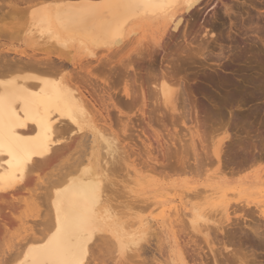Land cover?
<instances>
[{
  "label": "rangeland",
  "instance_id": "obj_1",
  "mask_svg": "<svg viewBox=\"0 0 264 264\" xmlns=\"http://www.w3.org/2000/svg\"><path fill=\"white\" fill-rule=\"evenodd\" d=\"M263 1L264 0H203V2L198 4L199 6L197 5L198 7L196 6L195 9L191 8L189 10L190 12L179 11L178 14L180 17L178 16V18H176L178 20L175 19L170 25H165L164 22L152 23V21L143 24L134 32L135 34L133 33L132 35H128L125 38L126 41L129 39L127 42L124 39L123 41L125 43L122 41L123 43L122 45L120 44L121 46L115 47L111 51L112 53H109V51L105 53L107 55L102 54L103 59H101L105 62V64H101L103 62L102 60H100L99 63L96 60H90V62L87 61L89 59L75 55V59L78 60V62L67 67L69 70L74 68L75 72L82 71L84 76L90 79L88 80L81 73H78L80 78L77 80L81 79L78 81V83L82 82L80 83L81 88L84 87L83 82L86 79L88 81L86 80L87 83H85L90 84L85 85V94L91 95V93L95 92V94H93L94 96L92 95L91 98L93 97V99H96L98 97L96 103L95 101H92L94 105L93 108H95L99 113L96 114L98 116L101 115L103 119L105 118V122L103 119H101V121H99L100 119H96L94 120V123L98 127H101L102 125L103 127L106 126V129H108H104L105 133H108V130L109 132L112 131L108 133V135L114 134L117 136V139L115 138V143L119 146L117 147L122 148L123 150L119 149L121 151H126L123 153V156L124 154L125 157L128 156L126 157V160L123 159V157L116 158V162H113L110 165V167H114H111L112 171L109 169L108 174L111 180L110 182L106 181V183H109L108 185L111 187L112 194H115L113 197L123 201L129 200V196H131V201H133L132 199L134 198V200L138 201V205H140L139 203L142 201L143 204H145V201H147V203L150 201L153 203L155 200H162L164 202V204L161 206L158 204L155 205L148 203L151 204L149 205L150 207H148V209L145 208L146 210H141L143 217L146 215H149L150 218L157 216L159 217L160 215L158 214L163 208H166V214L170 213L173 211L172 208L175 205H178L180 197L186 195L184 194L186 192L187 194L191 195L188 197H191L190 199L192 202L197 201L199 197L195 198L194 195L192 196V194L195 193L197 189L204 188L207 183H214L218 180V178L211 176L213 174L212 171L215 169V164L211 165L209 163L210 161H208L214 159L212 155L213 148L215 150L221 145L222 153L220 152V155L222 154L221 156L225 160L222 162L223 160L221 157V164H223L221 168L224 167L226 169L223 171L221 177L224 179L223 181L226 182L219 184L222 187L224 186V188L236 186V184H238L240 180L243 179L245 174L252 172V168H249L238 173L236 172V168H238L240 162L237 161L238 166H236V164L233 165L234 160H238V158L241 160L240 165L250 162L252 159L250 160L247 157V160L250 161H247L246 159H244L246 161H243L241 159L243 157H238L232 161V158L230 159V156H227L231 155L234 151L236 152L235 147L238 146V142L239 144L241 142L243 143H241L242 146L240 145L242 148H251L250 152L248 149V151L246 149L245 151L244 149H239L241 148L240 146L237 147L239 152L240 150L248 152L249 158H254L252 155V153L254 154V151L256 155L258 154V157L255 156L254 159L259 158L260 152V155L264 156V149H262L264 148ZM200 4L202 5L200 6ZM24 6L25 4L20 2V0H0V57L2 54L16 56V53L12 51L14 48L18 50L26 49L27 52L33 54L38 52L36 55H41V53H43L41 52L42 45H40V43H32L26 46L18 45L23 35L22 31L24 29L25 22L24 16L22 18V11H20V9ZM19 7L20 9H18ZM8 48L10 50H8ZM75 72L72 73L75 74ZM78 74L77 77H79ZM85 74H88V76ZM163 74L169 77L170 80H173L175 86L176 84H179V89H182L184 92L183 94L180 92L181 90L178 89L179 94H177V99L181 100L176 101L178 111L172 116L171 112H169L167 109L165 110L164 107H155L157 103H154V97H151L153 94L150 95L153 90V82L155 80L154 78H157ZM81 76L83 77V80ZM84 78L86 79L84 80ZM87 88L88 90H86ZM86 91L90 92L87 93ZM126 91H128V95L125 94ZM97 93L100 95L98 96ZM90 95H87V97L89 98ZM179 95L182 96L179 97ZM100 96L102 97L99 100ZM91 98L89 99L91 100ZM105 98L106 100L104 101ZM101 100L104 102H100ZM97 101H99V104H105L107 102L109 105L106 104V106H97ZM182 101H184L187 105H185ZM110 103L112 104V107L110 106ZM182 103L187 106L186 108H188L186 109L188 111L187 117L180 116V111H182ZM101 106H104V110L102 111L100 110ZM107 106H109V108L105 109ZM95 109H93V114H95ZM108 109L109 112L105 111ZM164 111H167V113L169 112V115ZM163 112L166 115L163 114ZM96 114L94 119L95 117L100 118L97 117ZM144 130L147 131L145 132ZM159 133H162L161 136ZM63 134L64 137L67 136L69 138V136L72 135V132L66 133L65 131ZM88 135L89 134L87 133L84 136L85 138L81 137V141L84 143H80V146L82 145V147L78 146V148L82 149L85 143L86 145L89 144L91 138ZM167 136L168 138L170 137L169 139L171 140H167ZM232 136L233 138H229ZM165 137L167 139H165ZM66 138L63 140L65 142H71L69 143L71 148L73 145H75V142L79 140V137L76 136V133L72 135L71 139ZM82 139L86 140L83 141ZM260 139L263 141V143ZM160 140L163 145L161 144ZM235 140L236 143H233ZM151 141L153 143H151ZM252 141L254 147L257 145L258 148L260 146V149L257 147L256 149L251 147L252 145L249 144L252 143ZM156 142H159V144ZM167 142H169L170 145ZM229 142H232L234 145L229 144ZM246 142L249 144L247 145ZM254 142L256 144H254ZM257 142H259V146ZM244 143L247 146H244ZM260 143L262 144L260 145ZM101 144L102 143L100 141H98L96 144L99 150L101 149ZM150 144H152L153 147H151ZM126 145L127 147H125ZM193 146H195L196 149H194L195 147ZM229 147V150L233 149L230 151L231 154H229L228 151ZM204 148H207L206 151L208 152V149H210L211 153L209 156L211 155L213 158L211 156L210 158L208 155H206V158L207 156L209 157L208 159L203 157L205 154ZM103 149L104 147L102 150H100V153L105 151V149ZM201 149H203L202 151L204 152L200 151ZM194 150H197V152ZM129 151L133 153H130ZM148 151L150 153H147ZM198 151L200 153L202 152V154L199 155L200 159L202 157V159H205L204 161L208 163V165H206V163L204 165V161L202 163V159L198 160L201 162V164H203V166H201L206 170H202V167L199 166V162L195 160L196 158L194 156L196 155L195 153H199ZM144 152H146V154ZM162 152L163 154H166L162 156ZM67 153H65V155ZM102 154L105 156V159H111L107 155H104V153ZM118 154L119 152L115 153L116 156ZM225 156L228 159L225 158ZM261 156L260 159L262 161H260V159H258L259 161L256 159V161L257 163H260V165H264V158ZM139 157L142 159H139ZM153 157L155 158L153 159ZM163 157H168V160H165ZM57 159L59 160V158H56V160L54 158L47 160L45 164H40L38 167L36 166L34 168L35 170L33 169L31 175H29L30 181H28V183L25 184L22 189H19L18 192L13 193V195H11L12 193L8 195L5 194L0 198V236L2 235L0 237V257H3V255L7 254L9 250L10 254H12L11 252L15 251L13 250V247L16 249L15 247H18L17 242H19L22 237H25V235H28L25 237L27 239L32 233L35 232L32 235L37 234L36 230L40 224V222L38 224V221L40 218H42V213H39V210H41V208H45L43 204L46 198L43 195L45 193V189L43 190L42 186L45 185L44 182L46 179H49L46 174L51 175L52 177V175L56 172L53 168L58 162ZM197 159L199 158L197 157ZM236 160L235 163H237ZM228 161L229 163L232 162V164H229ZM158 162L160 165L163 163L166 165L163 164L160 166ZM196 162L199 165L196 164ZM185 163L190 165H186ZM145 164H148L147 167ZM195 164L200 167L201 171L196 170L194 167ZM143 165H145V167ZM153 165H155V168ZM183 165L186 167L184 168L185 172H183L184 170H178L180 172L179 173L177 169H183ZM156 166L161 167L162 169L160 170V168ZM171 166H174L175 169L173 168V170ZM176 166L181 167L176 168ZM134 167L140 168V170L143 171L141 173L142 175H146L148 172L147 176L145 178L142 176L134 178L132 174ZM141 167L143 168L141 169ZM151 167L156 170V172L154 171L155 173L151 172V170L149 171L148 168ZM230 167L232 168V173L230 171ZM57 168L58 167H56V169ZM115 169L117 172H115ZM146 169H148V171ZM233 169L236 174L234 173ZM195 170L196 172L198 171V173L194 172ZM204 170L207 172H204ZM124 174H126L125 176L127 178H125ZM259 181L263 184L257 185L259 187L258 189L251 187L249 192L241 193L237 200L233 197L231 198L230 191H227L229 193L228 202L229 204H232V207L229 206L228 208V213L231 212L229 213L230 219L222 224V227H224H221V230L219 231L210 228L207 230L206 234L203 233L205 231L203 228L205 226L203 221H200L201 227L198 230H192L191 228L188 229L189 227L186 223L185 225L187 226L180 222L172 223L171 227H173L176 231L179 230L180 232H175L169 224L162 225V236L164 238L162 244L165 245L163 247L164 250H166V252L174 251L178 245H182L179 246L181 248L184 246V251L188 250V253L186 252L185 255L187 254L186 257L188 256V260L190 257V264H214L213 259H216L218 264H264V218L260 216L258 209V206H262L264 209V175L261 176ZM115 188L116 190H114ZM112 189L114 191H112ZM132 189L134 190L132 191ZM40 191H42V194ZM122 194L127 197H123ZM118 195L119 197H116ZM39 196L44 197L39 198ZM238 201H243L244 206L242 203H238ZM41 203L43 207L41 206ZM147 203L145 205H147ZM188 205L189 204L186 205L185 210L187 211L188 209V214H190V211L192 212V206L189 205L191 206L189 208ZM240 205H242L241 208H239ZM140 206L141 208H139ZM140 206L138 208L142 209L143 206ZM234 207L235 211L233 209ZM236 207H238V209H236ZM204 208L205 212H208L210 215H212L211 213H217L214 212L216 206L211 208L206 205ZM248 210L253 211L249 213ZM172 215L173 212L171 213V217ZM210 215H207L206 217ZM220 216L221 215L218 214L214 218L217 219ZM250 218L253 219L254 222L260 223L259 231L260 234H263V239H261L262 236L258 237L256 234L254 236L252 233L253 231L250 230V225H253V220ZM261 220H263L262 224ZM152 221L153 220L151 219L150 222ZM230 221L232 224L229 223ZM174 224L176 225L174 226ZM176 226H180V228L184 226L185 227L184 230L183 228L180 230L178 227L176 228ZM41 227L42 225L39 226L40 229ZM152 227L154 228L155 225ZM34 228L36 230H34ZM212 228L214 227L212 226ZM155 229L156 228H154V231L152 229V231L150 230L151 232L149 231L150 236L148 234L147 238L150 240L147 243L150 244H147L146 242L145 244L143 243V246H145V248H143L146 251L141 250L140 252L143 254L141 253L140 256L134 255V258L132 259L131 256L133 257V255H130V258H128V254H130V252H126L128 254L125 255H117V251L111 250L113 245L108 247L109 245H106V240V242L103 240L105 243L102 244V240L99 241V236H97L98 239L97 237L96 239L98 242L95 241L96 239L94 240L95 243L94 241L92 242L94 244L91 246V254H89V256L87 255L88 260H90L88 261L86 259V261L89 264H169L167 262L165 263L163 260L166 259V254L162 255V252H166L162 251L163 248L161 245H159V247L162 249H157L158 242H155L156 238L153 236L156 233L155 231H157V229ZM2 230L5 232L2 233ZM28 232H31V234ZM6 233L7 237H5ZM151 233L153 235H151ZM106 234L107 233L104 235ZM101 235L102 237L100 236V239H105L106 237L108 238V236L106 235L105 237L103 233ZM183 236L186 238V240L183 238ZM23 240L24 239H22V242L25 241ZM108 240L110 241V239ZM175 240L179 243H177ZM20 243L21 241L19 242V245ZM98 243L101 245H98ZM107 243L110 244V242ZM154 245L157 246L154 247ZM211 249H213V252H211ZM1 250L4 251L3 255H1ZM158 250H161L162 252H158ZM133 253L131 252V254ZM10 254L8 253V255ZM114 255L115 257H120V259L117 257L115 259ZM6 256L7 255H5V257ZM91 256H93V258H91ZM123 256H127L129 260ZM191 257H194L193 261Z\"/></svg>",
  "mask_w": 264,
  "mask_h": 264
},
{
  "label": "bare ground",
  "instance_id": "obj_2",
  "mask_svg": "<svg viewBox=\"0 0 264 264\" xmlns=\"http://www.w3.org/2000/svg\"><path fill=\"white\" fill-rule=\"evenodd\" d=\"M200 1L201 0H20V2L25 4V6L21 9L20 7L18 8L20 9V11H22L21 15L22 18L24 16L25 22L24 29L22 31L23 35L18 45L26 46L32 43H40V45H42L41 52L43 53H41V55H36L38 54V52H34L36 54H33L27 52L26 49L18 50L14 48L12 49V51L16 53V56L9 55V57L6 54H2V56L0 57V198L5 194L8 195L12 193L11 195H13V193H16L19 189H22L25 184L30 181L29 175H31V172L36 166L38 167V165L40 164H45L47 160H51L54 158L55 160L56 158H59V160L57 159L58 162L53 168L56 172H52L54 173L52 177L51 175L46 174L49 179H46V181L44 182L46 186H42V189H45V193L43 195L46 198L45 202L43 203L45 208H41V210L43 211L39 210V213H42V218H40L41 220L39 219L38 221V224L40 222L39 226L42 225L41 229L39 228V226L37 230L34 228V230L37 231L36 235H32L35 233L34 231H32L34 232L32 234L31 232H28L29 234H31V236L29 235L30 237H28L27 239L25 237L28 235L22 237V239H24L25 241L23 240L24 242H22L21 239L20 245V241L17 242L18 244L15 242L18 247H15L16 249H14L13 247V250L15 251H12V254H10L9 250L8 253L10 255H8L7 253L5 254L7 255L5 257V255H3L4 251L1 250V255H3V257H0V264H87L88 262L86 261V259L88 260L87 257L89 256V254H91V246L95 243V241L98 242V240H102V244H104L106 241L110 242V244L106 242V245L108 244V247H111L113 245L111 247V250L117 251V255H125L128 254L126 252H130V254H128V258H130V255H133V257L131 256V258L133 259L134 255L140 256L142 253L140 251L145 250V246H143V243L145 244V242H149L150 239L148 240L147 235L152 230L154 231V228H156L157 231H155L156 233L153 232L155 233V235H153L152 233L151 235L156 238L155 242H158V246L154 245V247L157 246L158 248H156L159 249L165 246L164 244H162L164 238L162 236L161 228V226L165 224H169L171 227L172 223L175 222H180L183 225H185L186 223L189 227L188 229L191 228L192 230H198L201 227L200 221H203V224H205V226L203 227L205 231L202 230L204 231L203 233L206 234L207 230L210 228L216 231L221 230L222 224L230 219L229 213H231H228V208L232 204H229L228 202L229 193L227 191H230L231 198L233 197L237 200L238 196L241 193L249 192V189L251 187L258 189L259 187L257 185L263 184L259 180L261 179V176L264 175V165H260V163H257V158L254 159L255 156L258 157V154L256 155L255 151V155L252 153L254 158L252 157V155V158H249L248 152H245L248 148H242V142L240 144L238 142L237 145H241V148L239 149H246L245 151L240 150L239 152V150H237L238 146L236 145V152L234 151L235 153L233 152V155L230 153V151H232L233 149L229 150L230 147L228 148L229 154H231L232 157L231 155L227 156H230L229 158H232V161L238 157H243L241 158L243 161H246L247 157L250 160L252 159L253 161L247 160L250 162L244 163L243 165H240L241 160H239V158L238 160L235 159L236 162H240L239 166L237 165L238 162L235 163V160L233 162V165L236 164V166H238V168L235 167L237 169L236 172L239 173L240 171L242 172V170L249 168H252V172L245 174L243 176V179H241L240 182L236 184V186H228L229 188H224V186L222 187L219 183L226 182L223 181L224 179L221 177L223 171L226 169L224 167V169L221 168V166L223 165L221 164V161L223 160L222 162H224L225 160L221 156L222 154L220 155V152L222 153L221 145L215 150L213 148L212 155L214 159L208 161H210L209 163L211 165L215 164V169L212 171L213 174L211 176L218 178V180L214 183H207L202 189H197L195 193L192 194V196L194 195L195 198L199 197V199L195 202H192L190 199L191 197H188L190 194H187V192L184 193L186 195L180 197L178 205H175L172 208L173 211H169L170 213L166 214V208H163L158 214L160 215L159 217L157 216L150 218L149 215L143 217L141 210H146L145 208L148 209V207H150L149 205L151 204H158L159 206H161L164 204L162 200H155V202L152 201L153 203H151V201L148 202L151 204H148L147 201H145V204L147 203V205L143 204V201H140L141 203L139 204L143 207L142 209H139L141 208V206L138 205V201L134 200V198L132 199L133 201H131V196H129L130 201H120L113 197L115 194H112L111 187L110 185H108L109 183H106V181L110 182L111 180L108 174L109 169L111 170L114 167L111 166V168L110 165L113 162H116V158L123 157V159L126 160V157L128 156L125 157V154L123 156V153L126 151H121L123 149L118 148L119 146L116 145L115 138L117 139V136L114 134L108 135V133L112 131L109 132L108 130V133H105L104 131L108 129H106V126L103 127L102 125L101 128L94 123V120L100 119L99 121H101V119L103 118L101 117V115L98 116V111L93 108L94 105L92 101H95L96 103V100H98V97L96 99H93V97L91 98V96L95 94V92L91 93V95L87 94L90 95L89 98H91V100L85 94V85H90L86 84L90 79L84 76V73H82V71L75 72L74 68H72L73 71L70 69L73 73H81L88 79L87 80L86 78H84V80L86 79L87 81L85 80L83 82L84 87L82 86L83 88H81L80 83L82 82L78 83V81L81 79L77 80L78 78H80V75L78 74L79 77H77V74H73L69 70V68L67 69V67L78 62V60L75 59V55H78L79 57H83L85 59H89L87 61L96 60L99 63V61L103 59L102 54H105L109 51V53H112L111 51L115 47L121 46L124 42L123 40L128 35H132L143 24L152 21V23L164 22L165 25H170L171 22H174V20L178 18L179 11L187 12L191 8L195 9L199 3L203 2V0L201 2ZM201 5L202 4H200V6ZM8 50L10 49L8 48ZM103 62L101 64H105V62ZM88 74L85 75L88 76ZM81 78L83 80L82 76ZM154 79L153 90L152 92L150 90V95L153 94L151 97H154V103H157L155 107H164L165 110L167 109L169 112H171L172 116L175 112L178 111L176 101L181 100L177 99V94H179V90H181L180 92H182L183 94L184 92L182 91V89H179V84H176L175 86L173 80H170L169 77L165 76L164 74ZM86 90H88V88ZM125 94L128 95V91H126ZM97 95L99 96L100 94L97 93ZM102 96H100L99 100ZM180 96L182 95H179V97ZM105 100L106 98L104 99V101ZM97 102V106H106V104H108L107 102L105 104H99V101ZM100 102H102V100ZM184 104L182 103V111H180V116L187 117L188 111L186 109L188 108H186L187 106H185L187 104ZM104 106H101V111L104 110ZM110 106L112 107L111 103ZM107 108H109V106H107L105 109ZM93 109L96 110L94 111V113H97V117L100 118L95 117L94 119L95 114H93ZM105 111L109 112V109ZM164 112L163 114L167 113V111L165 113ZM65 131L66 133L72 132V135L76 133V136L79 137V140L75 142V145H73L72 148L69 145V143L71 142L64 141L67 137H64L63 132L65 133ZM144 131L146 132L147 130ZM87 133L91 138L89 144L86 145L85 143L86 146L84 145L82 149L78 148V146L82 147V145L80 146V143H84L81 141V137H84ZM72 135L69 136L70 139ZM167 138L165 137V139ZM169 138L167 140H171ZM229 138H233V136ZM98 141L102 143L100 146V150H102V148L104 147V152L100 153V150L96 145ZM259 142H257V144ZM151 143L153 142L151 141ZM167 143L169 144V142ZM233 143H236V140ZM262 143H260V145ZM157 144H159V142ZM229 144H232V142H229ZM248 144L249 143H247V145ZM254 144L256 143L254 142ZM150 145L151 147H153L152 144ZM245 145L246 144L244 143V146ZM249 145H252L251 147H254L253 141ZM255 146L257 147V145ZM125 147H127V145ZM256 147H254V149H256ZM194 149H196V147ZM206 149L205 152L202 151L203 149H201L200 151L204 152L205 156L203 155V157H205V159H208L211 156H209L211 152L210 149H208L209 152L206 151ZM258 149H260V146ZM248 150L250 151L251 148ZM194 151L197 152V150ZM116 152H119L117 156L115 155ZM202 152L195 153L196 155H198L194 156L196 158V161L202 159V157L201 159L199 157ZM65 153L67 154L65 155ZM102 153H104V155H107L111 159H109L108 157L107 158L109 160L105 159V156H103ZM144 153L146 154V152ZM147 153L150 152L148 151ZM164 154L162 156H164ZM260 154L258 159H260ZM100 155H102L103 157ZM206 155H208L209 157L207 156L206 158ZM168 157L163 158L165 160H168ZM197 157L199 159H197ZM261 157L264 158V156ZM140 158L141 157H139V159ZM154 158L155 157H153V159ZM225 158L227 157L225 156ZM204 160L202 159V163ZM260 161L262 160L260 159ZM198 162L200 165L197 162L196 164H198L200 167H202L203 164L205 165V163L206 165H208V163L205 161L203 164H201L200 161ZM158 164L160 165L159 162ZM185 164L190 165L188 163ZM196 164L194 165L196 170L201 171L200 167ZM229 164H232V162ZM145 165L147 167L148 164ZM145 165L143 166L145 167ZM154 166L155 165H153V167ZM181 166H176V168ZM56 167L58 168L56 169ZM142 168L143 167H141V169ZM158 168H160V170L162 169L161 167ZM171 168L175 169L174 166H171ZM184 168L186 167L183 165V169L180 168L177 169V171L184 170L183 172H185ZM148 169L149 171L151 170V172H156V170H154L152 167ZM148 169L146 170L148 171ZM203 169L205 168L202 167V170ZM196 170L194 172H196ZM205 170L204 172H207ZM231 170L232 168L230 169V171ZM115 172H117L116 169ZM142 172L143 171H141L140 168L134 167L133 173H131L133 174L134 178L139 176L145 178L148 172L146 173V175H142ZM196 173H198V171ZM125 175L126 174H124V176ZM125 178L127 177L125 176ZM114 190H116V188ZM114 190L112 189V191ZM133 190L134 189H132V191ZM42 191H40V193ZM44 196H39V198H43ZM116 197H119V195ZM123 197L127 196L123 195ZM238 203H242V205L244 206L243 201H238ZM187 204L192 206V212L190 211V214H188V209L187 211L185 210ZM189 205L188 207L190 208L191 206ZM206 205L211 208L216 206L214 212L217 213H211L212 215H210L208 214V212H205L204 207ZM242 205H240L239 208H241ZM233 209L235 211V207ZM236 209H238V207H236ZM258 209L260 216L264 218V209L262 208V206H258ZM252 211L253 210H248L249 213H251ZM172 212L173 215L171 217ZM218 214H220L221 216L217 219L214 218ZM207 215L210 216L206 217ZM151 219L153 220L152 222H150ZM231 221L229 223H231ZM262 221L263 220H261V224L264 222ZM257 223L258 222H254L253 220V225H250V230L253 231L252 233L254 234V236L256 234L259 237L263 234H260V223ZM154 225L155 227L153 228L152 226ZM175 225L176 224H174V226ZM212 226L214 228H212ZM177 227L178 226H176V228ZM184 227L181 228H183L184 230ZM171 228L174 230L173 227ZM181 228L180 226L178 227V229L180 230ZM174 231L178 232L179 230ZM4 232L2 230V233ZM102 233L103 235L107 233L106 235L108 236V238L106 237V235H104L106 238L100 239V236L102 237ZM97 236H99V239ZM263 236L261 237V239H263ZM5 237H7V233ZM96 237L98 240L96 239ZM108 239H110V241ZM184 239L186 240V238ZM103 240L106 241L104 242ZM93 241L94 243H92ZM98 245L101 244L98 243ZM159 245H161V247H159ZM179 246L182 245H178L174 251L167 252L166 250H164V248H161L162 251L166 252L163 253L160 250L162 252V255L166 254V259H163L165 263L190 264V257L188 260V256L186 257L187 254L185 255L188 250L186 249L187 251H184L185 249L183 248L185 247L183 246V248H181ZM160 251L158 250V252ZM131 252L134 253L131 254ZM211 252H213V249H211ZM116 257L120 259V257ZM125 257L127 258V256ZM91 258H93V256H91ZM136 260L139 261L138 259ZM213 263L218 264L216 259H213Z\"/></svg>",
  "mask_w": 264,
  "mask_h": 264
}]
</instances>
